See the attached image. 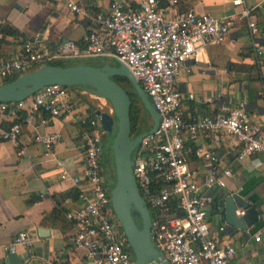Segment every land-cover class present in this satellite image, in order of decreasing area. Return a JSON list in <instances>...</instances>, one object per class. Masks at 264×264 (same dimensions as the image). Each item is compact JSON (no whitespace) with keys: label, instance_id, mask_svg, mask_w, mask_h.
Segmentation results:
<instances>
[{"label":"built area","instance_id":"obj_1","mask_svg":"<svg viewBox=\"0 0 264 264\" xmlns=\"http://www.w3.org/2000/svg\"><path fill=\"white\" fill-rule=\"evenodd\" d=\"M74 13L87 16L80 0H61ZM237 4L244 0H235ZM180 0H142L130 5L109 0L106 11L96 14L94 27L81 43L65 39L53 51L33 40H24L12 57L0 59V81L33 69L37 63L60 59L112 57L126 65L148 94L159 114L157 129L145 135L133 152V171L139 190L148 204L162 212L180 210L166 220L152 217V240L170 264H230L236 255L235 245L223 238L224 226L213 228L210 209L215 205L214 189L224 187L233 168L224 165L217 146L227 139L238 147L236 160H256L264 168V114H254L245 99L226 113L184 119V100L196 98L178 87L180 70L188 62H199L209 45L223 43L235 25L246 20L253 51L260 58L264 43L252 10L216 17L195 10L181 12ZM260 61V59H259ZM74 90L65 85H47L19 101L0 103V140L20 144L24 125L35 128L33 139L51 153L61 140L59 132L41 131L44 114L71 118L77 109ZM83 133L84 175L73 178L81 188L82 203L66 216L76 226L74 244L86 253L89 264H134L125 233L118 224L112 201V184L105 178L103 136L100 116H92ZM199 135L209 141L196 143ZM200 159L207 174L201 177L191 166V158ZM62 167V162H58ZM69 176L63 169L62 178ZM239 214H244L243 210ZM37 234L22 230L6 246L9 252L31 248ZM260 241L261 236L257 235ZM27 264H32L27 262Z\"/></svg>","mask_w":264,"mask_h":264},{"label":"crops","instance_id":"obj_2","mask_svg":"<svg viewBox=\"0 0 264 264\" xmlns=\"http://www.w3.org/2000/svg\"><path fill=\"white\" fill-rule=\"evenodd\" d=\"M121 1L135 6L142 0ZM80 3L88 13L86 17L72 12L61 0H0V24H11L22 33L21 36L0 33V59L14 56L24 40H33L53 51L65 39L81 43L85 33L94 27L96 14L106 11L109 0H80ZM246 7L252 10L264 43V0H244L241 4L235 0H180L179 4L181 12L195 10L216 17L239 13ZM178 87L185 94L193 92L196 96L184 100L182 113L186 121L226 113L241 99L246 100L254 114H264V55L260 58L255 55L246 20L239 21L223 43L207 46L201 61L188 62L180 70ZM74 92L77 109L71 118L45 113L46 123L37 126L41 131L61 134L51 153L34 141L35 128L29 125H24L18 146L0 140V264H89L85 251L75 248L76 226L66 216L82 203L80 189L89 187L85 178L79 183L73 180L84 175L83 133L92 117L89 103L78 91ZM94 113L93 116H98ZM208 141L206 136L199 135L193 143ZM216 150L223 164L233 168L234 175L226 178L224 187L214 189L215 205L209 213L213 228L224 226L223 238L237 249L230 264H264V168L253 159L238 162V147L227 139ZM58 162H62V167ZM191 166L199 170L202 178L206 176L200 159L193 156ZM63 169L68 171L67 178L61 177ZM109 174L105 170L108 181ZM233 192H240L260 210L259 222L248 232L229 230L223 222L216 223L219 215L216 202L224 193ZM22 230L37 234L34 245L9 252L6 246ZM257 235L261 236L260 241L256 240Z\"/></svg>","mask_w":264,"mask_h":264},{"label":"water","instance_id":"obj_3","mask_svg":"<svg viewBox=\"0 0 264 264\" xmlns=\"http://www.w3.org/2000/svg\"><path fill=\"white\" fill-rule=\"evenodd\" d=\"M127 78L137 91L152 120V127L138 135L132 133V98L123 85L113 77ZM59 83L65 86H81L92 93L107 97L114 106L115 117L106 112H96L106 132L116 133L113 140L115 181L111 188V201L116 218L123 228L129 248L134 254V264H170L166 256L152 240V215L149 204L141 194L133 171V152L141 139L154 132L159 124V114L148 94L129 68L120 63L103 66L44 64L20 74L12 81L0 84V103L19 101L33 95L43 87ZM134 201H129V195ZM219 215L216 223H224L229 230L248 232L260 220V210L240 192L224 193L216 202ZM239 209L244 214H239ZM139 216L140 226L136 220Z\"/></svg>","mask_w":264,"mask_h":264},{"label":"trees","instance_id":"obj_4","mask_svg":"<svg viewBox=\"0 0 264 264\" xmlns=\"http://www.w3.org/2000/svg\"><path fill=\"white\" fill-rule=\"evenodd\" d=\"M0 33L3 36H7V35H11V36H21L22 33L15 28L14 26H12L11 24H0ZM50 64H55V65H61V66H66V64L62 61H55V62H50ZM42 65V63H37L35 64L33 67L37 68L40 67ZM19 75H15L12 77H8L4 80L0 81V84L9 82L14 80L15 78H17ZM117 82L121 83V81H127L129 82V80L125 77L122 76H114L113 77ZM69 89L74 88L73 86H66ZM135 92H129L131 98H132V104H131V122H132V133L133 135H138L142 132H146L148 131L151 127H152V121L150 122L146 116L142 115V109L145 110V112L149 115V112L146 110L144 104L142 103L138 93L136 90H134ZM91 112H92V116L95 114L94 111L91 108ZM90 119V118H89ZM114 133H108L106 132L103 138V157H104V166H105V170H109L111 172V169H109L110 167V162L108 161V157L110 152L112 151V146H113V140H114ZM109 181L111 182V184H114V175H112V172L109 174ZM172 208L169 211L166 212H162L158 209H155L151 206V204H149V208L151 211V215L154 219H160V220H166L167 218L176 215V213H179V209L177 208V204L176 201L172 202Z\"/></svg>","mask_w":264,"mask_h":264},{"label":"rangeland","instance_id":"obj_5","mask_svg":"<svg viewBox=\"0 0 264 264\" xmlns=\"http://www.w3.org/2000/svg\"><path fill=\"white\" fill-rule=\"evenodd\" d=\"M69 61H67L65 64H86V65H95V66H103L106 62L112 64V65H119L120 62L117 61L116 59L110 57H95V58H86V59H78V58H73V59H68ZM121 84L123 85V87L128 91V92H135V88L132 85V83L127 82V81H121ZM71 90H76L78 92V94L82 95V99L87 101L90 105V107L92 108L93 111L95 112H106L108 114H111L115 117V111H114V106L113 103L111 102V100L107 97H100L94 93H92L91 91L88 90V88L86 87H81V86H76L74 88H71ZM104 98V99H103ZM78 102H80L78 100ZM142 115L146 116V118L151 122V117L150 115H148L144 109H142L141 112ZM116 128H117V122H115V131L114 133H116ZM108 161L110 162V167L109 169H111L112 175H114V179H115V162H114V154H113V146H112V151L109 154L108 157ZM110 172V173H111ZM136 220L138 222V224L141 226L142 225V221L141 218L139 216H136ZM119 226L122 228V226L120 225V223L118 222Z\"/></svg>","mask_w":264,"mask_h":264},{"label":"bare ground","instance_id":"obj_6","mask_svg":"<svg viewBox=\"0 0 264 264\" xmlns=\"http://www.w3.org/2000/svg\"><path fill=\"white\" fill-rule=\"evenodd\" d=\"M100 97H101V96H100ZM103 99H104V98H103ZM129 197H130V198H129V201H134V198H133V196H132L131 194L129 195Z\"/></svg>","mask_w":264,"mask_h":264}]
</instances>
